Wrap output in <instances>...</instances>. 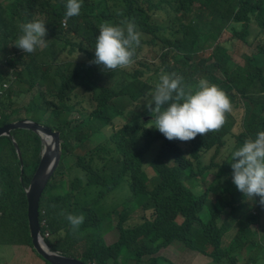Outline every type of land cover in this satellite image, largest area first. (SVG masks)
Instances as JSON below:
<instances>
[{"label":"trees","instance_id":"trees-1","mask_svg":"<svg viewBox=\"0 0 264 264\" xmlns=\"http://www.w3.org/2000/svg\"><path fill=\"white\" fill-rule=\"evenodd\" d=\"M64 11L65 0H0V85L8 86L0 88V126L25 117L60 133L61 159L39 207L47 244L90 264H175L159 254L173 242L208 256L209 264H264V206L236 189L229 163L234 148L264 129V40L244 64L230 53L234 39L253 43L252 24L264 33V0H83L79 15L66 18ZM33 18L46 21V40L23 53L13 43L19 25ZM126 21L141 33L137 66L102 70L90 63L99 25ZM225 31L232 37L221 42ZM147 47L163 59L161 67L140 59ZM162 72L180 75L185 86L201 78L217 84L231 106L243 105L242 131L233 133L231 112L220 128L187 141L147 127L151 115L138 103L151 96ZM229 136L235 140L221 160L205 163L204 154L219 153ZM42 146L31 129L0 137V245L37 253L26 190ZM122 185L125 208L112 210L119 235L107 244L104 199ZM79 194L92 198L82 201ZM134 209L142 211L141 220L129 223ZM68 213H83V223L73 230Z\"/></svg>","mask_w":264,"mask_h":264},{"label":"clouds","instance_id":"clouds-1","mask_svg":"<svg viewBox=\"0 0 264 264\" xmlns=\"http://www.w3.org/2000/svg\"><path fill=\"white\" fill-rule=\"evenodd\" d=\"M82 2L65 0L64 16L79 15ZM63 24L66 25L65 20ZM19 31L13 44L23 53H32L45 43L46 21L39 18L27 20L19 25ZM140 38L141 33L134 22L102 23L95 37L90 63L102 70L137 66L133 57ZM182 80L178 74L162 72L145 103L151 115L147 127H155L168 140L187 141L197 134L220 128L225 113L232 107L229 96L217 84L201 78L195 85L185 86ZM229 163L236 189L247 196L246 201L258 198V203L264 206V129L257 130L253 137L246 138L234 148ZM84 218L83 213H68L66 216L73 230L83 223Z\"/></svg>","mask_w":264,"mask_h":264},{"label":"rangeland","instance_id":"rangeland-1","mask_svg":"<svg viewBox=\"0 0 264 264\" xmlns=\"http://www.w3.org/2000/svg\"><path fill=\"white\" fill-rule=\"evenodd\" d=\"M161 19V17H159ZM258 34L256 39L255 35ZM232 35L225 31L220 37V41H225L231 38ZM262 38V39H261ZM250 39L253 40L251 45L246 44L241 39H234L231 41V48L230 53L233 56L234 60L239 64L245 63V55H251L257 52L258 44H262L264 40V33L259 35V29L256 24H252ZM210 49L203 51L204 56H208L210 53ZM201 56L200 58H206ZM141 60H147L149 63H157L159 67L163 64V59L157 57L155 52H152L148 47L142 52L140 56ZM3 90L8 88L7 85L3 84ZM150 97L145 98L144 100L138 103V109H141L146 100H149ZM84 106H88V101H84L82 103ZM232 115L236 118V124L233 128L234 134H239L243 127H242V120L244 116V107L243 105L240 107H231ZM6 117H8L6 115ZM16 117V116H15ZM9 118H14V116H9ZM25 118V117H22ZM20 119V118H18ZM5 117L0 119V122L4 121ZM124 120L116 119V125L122 124ZM235 138L233 136H229L227 140V144L225 147L219 152L216 153L214 149L206 152L204 154V162L209 163L212 159L216 161H220L222 156L225 155L230 147H232ZM83 152V150H80ZM149 173H153L152 169L148 167ZM127 193V188L125 185H122L120 188L116 189L111 194L104 199V207L105 212L110 213V219H106L105 222L102 224V231H103V241L107 244H111L117 240L119 231L116 228V221L118 216L112 210L115 208L118 212L122 211L125 208V197ZM79 198L83 201L86 200L87 202L91 200V196H84L83 194H79ZM142 211L140 209L130 210L128 214V222L129 223H136L141 220ZM182 218V217H179ZM109 223L112 224V228L110 227ZM257 225V224H256ZM254 225V226H256ZM237 231V226H234L224 237V241L228 242L231 237L235 235ZM26 245H0V264H45L44 260L37 255L36 252H32L31 249ZM160 255L163 257L171 260L175 264H209L210 258L204 254L199 253L196 250L190 249L188 247L183 246L179 242H173L169 244V246L163 247L160 252ZM127 264H134V260H129ZM241 264H245L241 262Z\"/></svg>","mask_w":264,"mask_h":264},{"label":"water","instance_id":"water-1","mask_svg":"<svg viewBox=\"0 0 264 264\" xmlns=\"http://www.w3.org/2000/svg\"><path fill=\"white\" fill-rule=\"evenodd\" d=\"M18 128L31 129L37 132L41 136L43 145L40 162L32 175L29 186L26 190L28 199L29 230L35 250L45 260L52 264H90L78 258L66 256L53 250L47 244L41 232V224L39 221L40 200L48 182L59 165L62 154L61 140L58 130H54L49 126L38 123L32 119L22 118L0 126V137L3 135H10L12 130ZM14 143L23 171L24 163L22 152L19 144L17 142Z\"/></svg>","mask_w":264,"mask_h":264},{"label":"built area","instance_id":"built-area-1","mask_svg":"<svg viewBox=\"0 0 264 264\" xmlns=\"http://www.w3.org/2000/svg\"><path fill=\"white\" fill-rule=\"evenodd\" d=\"M5 85H7V84H5ZM47 235H48V232H47Z\"/></svg>","mask_w":264,"mask_h":264},{"label":"crops","instance_id":"crops-1","mask_svg":"<svg viewBox=\"0 0 264 264\" xmlns=\"http://www.w3.org/2000/svg\"><path fill=\"white\" fill-rule=\"evenodd\" d=\"M2 85H0V87H1Z\"/></svg>","mask_w":264,"mask_h":264}]
</instances>
